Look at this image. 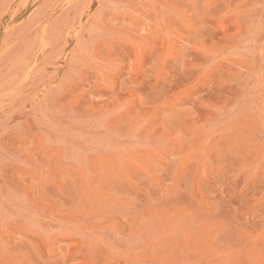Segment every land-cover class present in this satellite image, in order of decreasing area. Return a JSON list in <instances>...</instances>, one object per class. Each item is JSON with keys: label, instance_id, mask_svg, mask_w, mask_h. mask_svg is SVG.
Here are the masks:
<instances>
[{"label": "rangeland", "instance_id": "1", "mask_svg": "<svg viewBox=\"0 0 264 264\" xmlns=\"http://www.w3.org/2000/svg\"><path fill=\"white\" fill-rule=\"evenodd\" d=\"M0 264H264V0H0Z\"/></svg>", "mask_w": 264, "mask_h": 264}]
</instances>
